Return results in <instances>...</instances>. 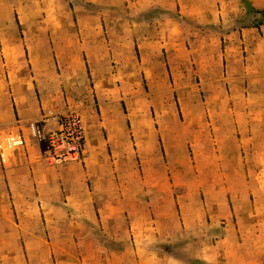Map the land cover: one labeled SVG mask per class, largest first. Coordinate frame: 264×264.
Instances as JSON below:
<instances>
[{"label": "rangeland", "instance_id": "1", "mask_svg": "<svg viewBox=\"0 0 264 264\" xmlns=\"http://www.w3.org/2000/svg\"><path fill=\"white\" fill-rule=\"evenodd\" d=\"M140 2L0 0V82L63 90L30 122L35 174L0 127L24 142L0 154V264H264L262 51L239 34L263 38L264 0ZM74 116L81 157L53 164Z\"/></svg>", "mask_w": 264, "mask_h": 264}, {"label": "crops", "instance_id": "2", "mask_svg": "<svg viewBox=\"0 0 264 264\" xmlns=\"http://www.w3.org/2000/svg\"><path fill=\"white\" fill-rule=\"evenodd\" d=\"M81 4V3H80ZM104 5H106L104 3ZM70 6V5H67ZM72 6H77L73 4ZM136 6H187L185 0H141ZM217 6V5H212ZM250 8L258 6H249ZM263 7L264 6H260ZM165 8V7H164ZM259 31L256 28L242 29L239 33L243 35L245 44L250 47L252 51H262V54L258 59L251 61V64L247 68V75L249 76V83L255 82L253 78L259 77L264 82V36L263 38L257 36ZM257 43V45H256ZM3 82H0V127L10 131H21L26 139V146L24 149L12 154L10 161V168L14 170L16 167H20L25 173L33 171L35 174L36 168L39 167L40 161V145L32 137L30 130V122L37 117L42 116V108L45 113L47 111L52 112L58 110L57 107L61 102L63 90L58 87L53 90H46L39 92L40 102L37 100V95L33 91L32 87L28 84L24 86L11 87L8 90ZM41 103V104H40ZM47 105V109H46ZM57 122L50 124L49 129H56ZM42 201H46L42 199ZM66 217H77L76 213H69ZM84 217V216H83ZM91 217V216H90ZM89 218V217H88ZM91 219V218H90ZM71 231V230H70ZM79 246L80 243L75 244ZM74 249L75 246H74ZM200 264H209L205 259L199 260Z\"/></svg>", "mask_w": 264, "mask_h": 264}, {"label": "built area", "instance_id": "3", "mask_svg": "<svg viewBox=\"0 0 264 264\" xmlns=\"http://www.w3.org/2000/svg\"><path fill=\"white\" fill-rule=\"evenodd\" d=\"M1 138V132H0ZM50 145L55 153H51L49 159L54 164L65 163L67 161H76L81 157L84 143V130L81 118L74 116L70 118L66 130L49 138ZM21 136H11L7 138L5 147L0 145V154L5 161L6 149L19 147L23 145ZM48 159V160H49ZM50 162V161H49Z\"/></svg>", "mask_w": 264, "mask_h": 264}, {"label": "bare ground", "instance_id": "4", "mask_svg": "<svg viewBox=\"0 0 264 264\" xmlns=\"http://www.w3.org/2000/svg\"><path fill=\"white\" fill-rule=\"evenodd\" d=\"M35 57V56H34ZM55 164V163H54ZM60 164H62V163H60Z\"/></svg>", "mask_w": 264, "mask_h": 264}]
</instances>
